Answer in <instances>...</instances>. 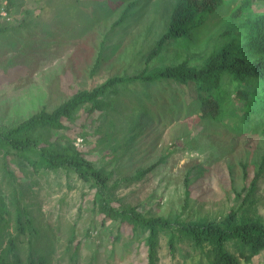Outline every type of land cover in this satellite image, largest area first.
Masks as SVG:
<instances>
[{
	"label": "rangeland",
	"instance_id": "374dc122",
	"mask_svg": "<svg viewBox=\"0 0 264 264\" xmlns=\"http://www.w3.org/2000/svg\"><path fill=\"white\" fill-rule=\"evenodd\" d=\"M137 1L135 13L113 26L124 8H113L115 0H16L11 22L0 18V126L17 125L41 109L50 112L76 92L113 75L181 63L200 65L223 42L242 35L239 23L247 15L264 12V0H252L249 10L230 18L227 10L234 11L245 0H226L201 28L178 41L167 40L148 61L166 30L173 2ZM102 43L104 58L92 73ZM239 85L236 81L229 87L237 111L243 101L235 97ZM194 96L192 87L170 80L131 84L117 98L104 96L115 100L114 108L93 112L80 139L71 143L72 132L68 138L60 132L41 136L55 149L77 148L92 167L110 176L109 185L117 183L114 194L120 205L134 206L147 216L219 222L233 211L237 217H259L264 222V113L252 115L240 132L235 125L240 119L234 116L215 123L201 119L196 111L185 112L182 99L189 103ZM138 114L139 124L133 127L131 118ZM81 123L82 118H75L76 127ZM1 159L0 155V163ZM8 167L37 224L52 228L55 262L69 264L64 248L71 231L81 241L77 264L146 262L144 239L128 226L119 232L115 221L101 224L93 188L74 171L35 172L12 157ZM7 179L0 165L3 194L9 189ZM246 195L249 200L243 204ZM159 256L160 264L183 261L179 250L174 257L168 253L164 238ZM184 262L193 264L191 257ZM251 264H264V252Z\"/></svg>",
	"mask_w": 264,
	"mask_h": 264
},
{
	"label": "trees",
	"instance_id": "16d2710c",
	"mask_svg": "<svg viewBox=\"0 0 264 264\" xmlns=\"http://www.w3.org/2000/svg\"><path fill=\"white\" fill-rule=\"evenodd\" d=\"M5 1V9L10 14L16 0ZM171 1L173 3L166 30L148 54V61L159 54L167 40L178 41L191 31L201 28L226 0ZM138 2L115 0L111 4L113 8L121 5L124 8L113 26L123 24L130 12L134 14ZM251 2H241L234 11L230 7L227 15L230 14V18L239 16L241 10H249ZM239 27L242 31L240 37H231L223 42L200 65L181 63L162 68H145L132 75H113L91 89L76 92L50 112L41 109L17 125L0 126V165L9 186L7 193L3 194L0 189V264H59L53 260L55 235L51 233L52 228L37 224L39 221L31 208H28L29 204L24 201L21 190L14 185L17 179L8 167L9 157L23 160L35 172L41 169H70L80 179L89 182L94 190L93 206L101 224L115 221L119 232L128 226L135 236L144 239L147 247V260L144 264H160L162 238L171 256L174 257L175 252L180 251L182 264L189 257L193 264H251L253 257L264 252V222L261 218L237 217L233 211L219 222L172 221L161 216H147L134 206L120 205L114 194L117 183L109 185L110 176L92 167L77 148L55 149L46 145L41 136L42 132H60L63 138H68V132H72L73 137L68 138L72 143L79 135H85L81 130L93 112L114 108L115 100H106L105 95L112 94L117 98L123 90H127L128 85H150L164 80L193 88L195 96L192 101H181L185 112L196 111L201 119L215 123H220L225 116H234L241 120L235 123L236 129L241 132L252 115L264 113V12L247 15ZM104 49L102 43L92 73L104 58ZM115 49L112 48L111 52ZM236 81L240 85L235 91V97L243 100L240 111L231 105L229 87ZM248 82L251 83L249 86ZM140 115L131 118L133 127L139 124ZM77 117L82 118L78 127L74 124ZM247 200L249 195L242 199V203L245 204ZM80 244L81 241L75 239L71 231L64 248L69 264H77ZM182 244L193 252L184 251ZM196 256L198 259L194 260Z\"/></svg>",
	"mask_w": 264,
	"mask_h": 264
},
{
	"label": "built area",
	"instance_id": "2783aa9c",
	"mask_svg": "<svg viewBox=\"0 0 264 264\" xmlns=\"http://www.w3.org/2000/svg\"><path fill=\"white\" fill-rule=\"evenodd\" d=\"M6 1L2 3L0 6V17L5 21V22H11L12 16L7 12L5 9Z\"/></svg>",
	"mask_w": 264,
	"mask_h": 264
},
{
	"label": "crops",
	"instance_id": "0c3cea01",
	"mask_svg": "<svg viewBox=\"0 0 264 264\" xmlns=\"http://www.w3.org/2000/svg\"><path fill=\"white\" fill-rule=\"evenodd\" d=\"M2 3V2H1ZM1 3H0V5H1ZM11 15V14H10ZM1 18V17H0ZM2 19V18H1ZM3 20V19H2ZM4 21V20H3ZM3 26V24L2 25H0V31L2 30V27Z\"/></svg>",
	"mask_w": 264,
	"mask_h": 264
}]
</instances>
